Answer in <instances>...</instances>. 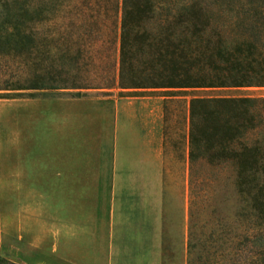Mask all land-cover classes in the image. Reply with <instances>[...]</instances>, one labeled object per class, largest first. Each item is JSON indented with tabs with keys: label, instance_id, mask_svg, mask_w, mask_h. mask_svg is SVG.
Segmentation results:
<instances>
[{
	"label": "crops",
	"instance_id": "1",
	"mask_svg": "<svg viewBox=\"0 0 264 264\" xmlns=\"http://www.w3.org/2000/svg\"><path fill=\"white\" fill-rule=\"evenodd\" d=\"M110 90H64L79 93L52 104L51 150L38 139L5 167L3 254L14 264H186L188 184L173 187L165 170L168 98L82 95Z\"/></svg>",
	"mask_w": 264,
	"mask_h": 264
},
{
	"label": "rangeland",
	"instance_id": "2",
	"mask_svg": "<svg viewBox=\"0 0 264 264\" xmlns=\"http://www.w3.org/2000/svg\"><path fill=\"white\" fill-rule=\"evenodd\" d=\"M2 1L0 0V17L4 12ZM40 1L17 0V4L28 9L35 8ZM54 1L53 4L51 0L54 17L49 24L33 20L25 25L34 36L49 34L56 39L53 47L48 50L50 61H44V67L37 74L42 77V82L70 84L75 76L77 83L91 85L92 82H87L86 78L92 79L97 73L111 76L116 60L115 46H99L102 43L98 41L105 34V21L113 18L114 0ZM29 18V15L23 17L24 20ZM86 23L89 28L92 24H98L96 37L99 39L95 40L92 47L91 40H88L89 45L83 48L77 65L79 71L74 75L76 45L73 39L81 25ZM99 54H104L105 64H97L99 69L96 68V71L91 68L89 72H85L87 65L83 64L84 57L91 55L97 59ZM31 60V52L28 55L25 51L21 69L18 60L0 56V89L30 84L33 76ZM111 88L110 91L82 92V95L99 104L100 98L109 97L110 101L112 96H117L116 84ZM154 91L172 99L166 104L165 170L169 176L168 182L173 187L178 182L187 180V232L194 244L190 259L192 264H196V256L204 255L206 251L221 250L219 242L216 247L206 246L210 228L232 226L235 215L249 206L255 188L260 184L264 185V87ZM76 93L79 92L0 90V264H14L3 254L4 206L10 197V193L3 190L5 167L11 161L12 165L18 166L21 152H36L38 139L42 144V151L51 150L48 143H52L50 137L53 136L52 104L57 98L64 99ZM91 135L93 148L97 151L98 123H93ZM239 189L242 194H239ZM235 231L240 232V229L236 228ZM249 237V244L262 252L264 261V226L256 232L251 230Z\"/></svg>",
	"mask_w": 264,
	"mask_h": 264
},
{
	"label": "trees",
	"instance_id": "3",
	"mask_svg": "<svg viewBox=\"0 0 264 264\" xmlns=\"http://www.w3.org/2000/svg\"><path fill=\"white\" fill-rule=\"evenodd\" d=\"M2 2L0 56L18 60L22 69L24 52H31L33 76L28 85L0 90L109 89L115 84L127 91L264 87V0H114L113 18L105 21V34L98 41L103 44L99 46H115L114 71L111 76L97 73L86 78L92 87L77 83L75 76L70 84L56 85L42 82L37 75L43 62L50 61L48 50L56 39L49 34L34 36L25 25L33 20L49 24L54 17L51 0L28 9L18 6L17 0ZM26 15L29 20L23 19ZM81 26L73 39L74 75L88 40L92 47L99 39L98 24ZM83 60L85 72L105 64L104 54ZM170 100L165 99V108ZM263 226L264 185L260 184L232 226L210 228L206 246L216 247L219 242L221 250L196 256V264H264L262 252L249 244V232ZM193 248L187 232L186 264L193 263Z\"/></svg>",
	"mask_w": 264,
	"mask_h": 264
}]
</instances>
